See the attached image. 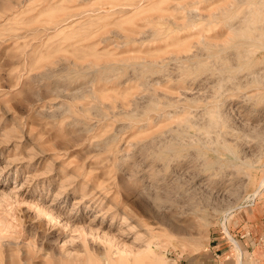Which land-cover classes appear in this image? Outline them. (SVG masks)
I'll use <instances>...</instances> for the list:
<instances>
[{
	"label": "rangeland",
	"instance_id": "1",
	"mask_svg": "<svg viewBox=\"0 0 264 264\" xmlns=\"http://www.w3.org/2000/svg\"><path fill=\"white\" fill-rule=\"evenodd\" d=\"M263 178L264 0H0V264H264Z\"/></svg>",
	"mask_w": 264,
	"mask_h": 264
},
{
	"label": "bare ground",
	"instance_id": "2",
	"mask_svg": "<svg viewBox=\"0 0 264 264\" xmlns=\"http://www.w3.org/2000/svg\"><path fill=\"white\" fill-rule=\"evenodd\" d=\"M263 184H264V178H263L260 186L263 187ZM260 186L258 188L259 190H256V192L254 193L255 195L256 194L258 195V193L260 192V189H261ZM255 195L253 197H255ZM228 233H229V231H228ZM124 252L125 251H123V253ZM124 255H125L124 259L126 260L127 264L132 262L131 259H133L132 264H139L140 262H144L147 259L153 260L152 264H164L163 261L161 260V258L158 257L150 247H148L147 250L143 251V252H139V253H135V254H132V252H126V253H124ZM129 256H133V258H131Z\"/></svg>",
	"mask_w": 264,
	"mask_h": 264
},
{
	"label": "crops",
	"instance_id": "3",
	"mask_svg": "<svg viewBox=\"0 0 264 264\" xmlns=\"http://www.w3.org/2000/svg\"><path fill=\"white\" fill-rule=\"evenodd\" d=\"M239 226H240V224H238ZM238 225H234L233 227H231V229H233V230H237V231H242L241 229H239V227H238ZM244 230V229H243ZM243 232V231H242ZM246 232V231H245ZM250 232V231H249ZM248 232V233H249ZM247 234H245V236H246ZM195 264H220V262H215V261H213V262H210L209 260H201V259H197V262L195 263ZM221 264H223L222 262H221Z\"/></svg>",
	"mask_w": 264,
	"mask_h": 264
}]
</instances>
